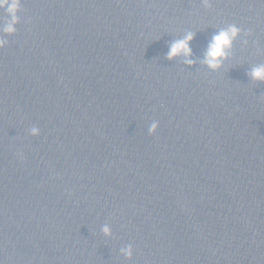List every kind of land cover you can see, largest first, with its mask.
Instances as JSON below:
<instances>
[{
  "label": "water",
  "instance_id": "water-1",
  "mask_svg": "<svg viewBox=\"0 0 264 264\" xmlns=\"http://www.w3.org/2000/svg\"><path fill=\"white\" fill-rule=\"evenodd\" d=\"M20 7L0 34V264H264V0ZM189 31L194 63L169 59Z\"/></svg>",
  "mask_w": 264,
  "mask_h": 264
},
{
  "label": "clouds",
  "instance_id": "clouds-1",
  "mask_svg": "<svg viewBox=\"0 0 264 264\" xmlns=\"http://www.w3.org/2000/svg\"><path fill=\"white\" fill-rule=\"evenodd\" d=\"M21 0H0V34L8 35L16 31L15 25L19 22L18 12L21 10ZM240 29L235 24H229L225 28L219 29L213 34L208 42L207 49L204 53L203 63L210 69L219 68L224 59L228 56V50L231 48L232 41L239 34ZM0 35V48L8 44V40ZM193 38L192 32H186L182 38L173 40L168 48L167 57L169 59L183 55L185 63L191 65L194 61L187 59L191 55L190 41ZM253 80L264 81V64L255 66L250 71ZM158 127V122L153 121L148 126V132L154 133ZM39 128L33 126L29 129L30 135H39ZM102 231L105 234L110 233V229L104 226ZM125 256L132 255L131 246L121 249Z\"/></svg>",
  "mask_w": 264,
  "mask_h": 264
}]
</instances>
